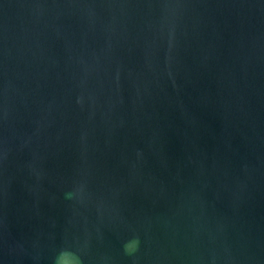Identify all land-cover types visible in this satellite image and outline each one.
Returning a JSON list of instances; mask_svg holds the SVG:
<instances>
[{
  "label": "water",
  "instance_id": "water-1",
  "mask_svg": "<svg viewBox=\"0 0 264 264\" xmlns=\"http://www.w3.org/2000/svg\"><path fill=\"white\" fill-rule=\"evenodd\" d=\"M0 264H264V0H0Z\"/></svg>",
  "mask_w": 264,
  "mask_h": 264
}]
</instances>
